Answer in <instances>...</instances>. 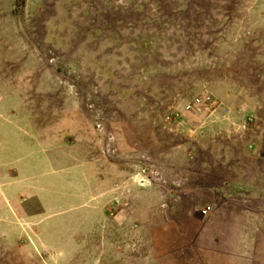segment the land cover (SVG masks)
<instances>
[{
    "label": "rangeland",
    "instance_id": "rangeland-1",
    "mask_svg": "<svg viewBox=\"0 0 264 264\" xmlns=\"http://www.w3.org/2000/svg\"><path fill=\"white\" fill-rule=\"evenodd\" d=\"M0 264H264V0H0Z\"/></svg>",
    "mask_w": 264,
    "mask_h": 264
}]
</instances>
